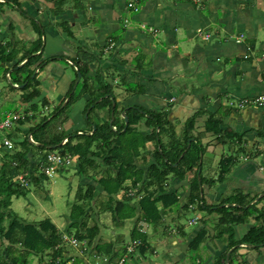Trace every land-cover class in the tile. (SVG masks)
<instances>
[{
  "label": "crops",
  "instance_id": "1",
  "mask_svg": "<svg viewBox=\"0 0 264 264\" xmlns=\"http://www.w3.org/2000/svg\"><path fill=\"white\" fill-rule=\"evenodd\" d=\"M15 1L0 0V43L12 54L10 61L2 64L4 76L11 79L5 70L31 52L33 76L41 90L33 103L43 100L44 110L52 102L54 111L59 105L65 107L60 114L67 134H92L90 128L95 126L88 119L96 105L107 108L99 120L102 124H111V105L116 108L112 116L120 120L126 118L125 108L140 107L163 112L170 135L162 136L164 143L172 138L182 146L188 129L190 138L197 139L203 148L198 167L182 180L175 178L178 176L170 179L167 192L177 194L178 203L165 213L160 225L152 227L151 234L146 230L151 225H136L145 231L154 252L133 264H264V241L253 245L243 241L252 229L264 230V104L254 101L264 96V0ZM25 1L27 8L21 10L30 14L26 17L34 23L30 35L23 29L22 17L18 18L23 13L12 3ZM140 53L146 54L144 58ZM138 55L143 62L136 60ZM66 64L73 68V75ZM24 86L18 87L23 90ZM24 93H20L21 98ZM133 93L142 100L147 98L154 108L139 106L130 97ZM245 99L249 102L244 103ZM20 103L32 105L22 99ZM72 106L70 114H65ZM8 114L0 112V119ZM24 123L17 129L23 131ZM208 123L211 128H207ZM46 129L35 136L36 145L55 137V133L44 136ZM146 147L138 159L145 173L154 162L155 145L147 143ZM148 154L150 160L146 159ZM225 158L233 161L226 172ZM103 170H96L100 173L96 179ZM192 194L198 195L197 203L189 201ZM138 201L133 200L137 215ZM200 204L207 209L199 208ZM189 210L195 214L189 220L194 230L187 233L177 220ZM130 220L134 226L136 222ZM194 220L196 224L191 223ZM172 222L174 230L170 231ZM203 228L207 236L193 250L190 243ZM150 237L164 240L167 254L163 262L156 260L158 249ZM118 243L122 248L126 244L121 238ZM68 248L72 263L98 264L92 255L95 244L84 254ZM99 263L107 264L103 260Z\"/></svg>",
  "mask_w": 264,
  "mask_h": 264
},
{
  "label": "trees",
  "instance_id": "2",
  "mask_svg": "<svg viewBox=\"0 0 264 264\" xmlns=\"http://www.w3.org/2000/svg\"><path fill=\"white\" fill-rule=\"evenodd\" d=\"M34 50L37 49L34 48ZM31 54V52L24 54L19 62L12 65L11 69L5 70V75L10 71L16 72V82H11L12 84L25 85L22 102L32 103V111L35 112L37 103H33V101L41 95V90L36 76H33L34 57ZM11 57L12 54H8L7 47L0 43L1 65L8 63ZM24 61L26 62L22 66L17 67ZM79 71L82 73L83 70L79 68ZM64 109L65 107L62 108L59 105L49 117H45L40 123L35 121V114L27 118V121L33 120L34 122V125L29 129V133L34 136V142H31L27 136L21 143L18 142L22 146L21 150H17L18 152L14 149L7 150L10 151L11 160L4 164L0 170V238L2 240L0 264H31L33 257L39 258V262L42 264L45 255L49 257L46 264H78L77 261L72 263L65 257L69 253L68 246L70 245L64 240V235L71 236L79 242L85 241L87 249L95 244L96 256L107 257L110 262L114 261L126 250L125 247L123 252L115 249L119 244L120 236L114 240L106 241L108 236L102 235L98 212L100 206L104 212L111 213L115 230L122 228L127 220L134 219L136 224L130 237L132 240L142 242L143 246L139 253L141 258H144L148 252L152 253L154 250L147 243L148 237L145 231H140V227L138 228L136 225L139 222H144L155 229L163 221L165 213L177 205L178 195L167 192L169 183L175 178L182 180L189 171L199 166L197 164L203 151L201 144L197 140L196 142L190 140L192 138H190L191 132L189 131L185 132L182 146H179V141L175 143L172 138L169 142L164 143L162 136L164 134L169 136V132H167V122L163 121V112L161 111H149L140 107L125 108V116L128 118V125L125 127L124 118L120 120V118H116V115L112 116L111 112L116 108L111 105L109 106L108 119L112 125L110 123L102 124V122L94 123L89 117L88 122L95 126L94 129L90 128L92 134L75 132L65 135V132L61 131L51 140L39 141V144L36 145L35 136L44 131L49 122L57 118ZM211 127L212 124L208 123L207 128ZM215 130L219 131V129ZM65 139L67 142L62 144ZM149 142L155 145L152 153L154 162L148 164L145 173L138 164V159L141 155L144 156L142 152L146 151ZM29 144L34 148L30 149ZM52 147L61 151L62 154H69L76 158L78 173L84 178L79 184L76 203L71 208L66 220V227L63 230H60L49 218L39 222H26L10 208L13 196H26L29 192L28 188L21 186L16 181V177L24 174L30 184L32 182L40 183L45 175L42 174L38 178V169L46 158L47 152L53 150ZM37 155L39 158H35ZM230 160L225 158L223 161L225 172L227 167L233 163ZM99 167L104 170L102 176L96 179L94 175ZM169 175L178 177L170 180L168 179ZM127 181H130V184H127ZM198 188L199 186L195 188L196 193ZM129 190L133 191L132 196H126V192ZM120 192L124 195L118 198ZM101 194H106L102 196L108 197L109 202H100V205L96 207V197ZM137 197L140 209L138 215L137 206L133 202V199ZM198 199V195L194 194L189 197V201L196 203ZM201 207L207 209L204 204H200L199 208ZM217 209H221V207H217ZM5 220H9L6 227L3 225ZM261 229H252L243 241L250 245L264 241V230ZM206 236L204 228L199 230L190 243L192 249H198ZM71 248L73 249L72 246ZM134 255L131 253L132 257Z\"/></svg>",
  "mask_w": 264,
  "mask_h": 264
},
{
  "label": "rangeland",
  "instance_id": "3",
  "mask_svg": "<svg viewBox=\"0 0 264 264\" xmlns=\"http://www.w3.org/2000/svg\"><path fill=\"white\" fill-rule=\"evenodd\" d=\"M18 2L19 1L17 0V3ZM12 3L14 5V8L18 10L19 13L25 14V15L22 14V16L18 14V18L22 17V20H23L22 25L25 27L23 29L27 30L26 33L28 35L32 34L31 31L33 29V24H34L33 19L30 18L29 20V18H27L26 16L30 17V14L26 13V11H22V10H26L27 1H25V3L20 2V4H14V2ZM0 10H1V6H0ZM35 25L39 28V24L37 22H35ZM140 54L143 58L146 55L145 53H140ZM141 56L138 55L136 60L138 59L139 61H142L143 59H141ZM66 65H67V70L71 72V74L73 75L72 73L73 68L71 67V65L70 64H66ZM4 69L5 68L2 65H0V96H2V98H0V112L2 113V115H4L5 112L20 113V114L32 112L33 115L35 114V121H37V123H40V121H42L46 116L49 117L53 113L54 108H55L54 102L50 103L49 106L45 107L46 109L50 107L48 110H44L42 107L43 100L37 101V105H36L37 110H35V112L28 110V108H32L31 106L30 107L21 106L20 93L23 90L20 89L18 86H23V85L21 84L12 85L11 81L16 82L17 74L15 71L8 72L9 75H12V79H9L8 76H4ZM9 69L11 68L9 67ZM77 93H80V92L77 91ZM102 94H104V92H102ZM130 97L135 98V101L137 102V104H139V106H143L146 109L154 108L153 105L150 106L148 104V101L146 100L147 98L145 100H142L141 96L135 97L134 93ZM98 101L99 100H97V102ZM118 109L119 108H117V110ZM72 110H73V106L70 108L68 107L64 113L70 114ZM91 110H92V113L90 114V120L98 123L99 120H102V118L104 117L107 111V108L102 105H96L93 108H91ZM62 116H63L62 114H59L57 118L49 122L48 127L44 133V136L49 137L53 135L54 133H55L54 135L56 136L61 133V130L65 132V135H68L64 125H62L63 123V120L61 119ZM24 122L26 123H24L22 126L20 125L23 131H21V129H17V127L12 128L13 130H12L11 137L14 143L13 149L15 151L21 150L22 146L20 143L18 144V141L26 139V137L29 134L30 126H32L31 124L34 123L33 120L27 121V119L24 120ZM186 131H189V130L186 129ZM3 136L4 134H2L0 137V145L3 143V139H4ZM192 140L193 142H196L197 139L192 138ZM148 144L151 145L152 143L149 142ZM29 148L33 149L34 146L29 144ZM147 153H150V152H147ZM10 157H11L10 151L0 148V170L4 164H7L11 160ZM35 158H39V155H37ZM146 159L150 160L151 154L146 155ZM78 170L79 168H78L77 160L76 158L72 157L71 164L67 168H63V170H61L60 173L58 172L57 175L50 176V177L45 176L38 184L32 182L28 187L29 192L26 196L24 195H21L19 197L13 196L11 198V201H12L11 206H10L11 210L15 214H17V216L20 219L25 220L26 222H39V221L49 218L52 220L54 224L58 226V228H60V230H63L66 227V223H67L66 220L68 219L67 217L69 216L71 212V208L76 203L79 184L80 182H82L81 180L84 179L78 173ZM42 174L43 173L41 169L39 168L38 178L41 177ZM94 176L98 178L100 176V173H95ZM171 178H172V175H169L168 179H171ZM183 188H180V190H182ZM102 195H106V194H101L96 197L97 199L96 207L100 205V202L101 203L104 201L109 202V198L106 196H102ZM123 195L124 193L122 194L120 192L118 194V197H122ZM101 209L102 208L100 206L98 209V212L100 214L99 221L102 226L101 227L102 235L108 236V237L110 236V240L116 239L118 236H120L121 239L125 240V243H126L125 245L129 244L132 241V238L130 237V235H131V229H133L134 227L132 225L133 222H131V220H127L126 226L124 225L122 228L115 230V227L113 226V221H112L113 218H112L111 213L104 212ZM194 215H195L194 211L189 210L188 213L186 214L182 213L180 215V218L177 220L180 227L186 230L187 233L190 231L192 232V230H194V226L192 224H189V220L191 218H194ZM8 223H9V220H5L3 225L6 227ZM168 229L170 231L174 230L173 222L170 223V226L168 227ZM114 230H115V233H114ZM146 230H147V234L153 233L152 226H150ZM66 236L70 237L68 235ZM175 237H173V239ZM150 240L155 242V243H152V245H154L158 249V257L156 260L163 262L165 260L164 254H167L166 244H164V240H161V242H158V238H153V237H150ZM1 241L2 240L0 238V244H1ZM115 249L121 252L123 248L120 246H117ZM172 250L175 251V247L172 248ZM152 254L153 252L152 253L148 252L146 254V257L147 256L150 257L152 256ZM175 255H177V253H175ZM65 257L67 259H70L71 256L66 255ZM48 259H49L48 255H45L44 262H42V264H46ZM189 260L191 261L190 252H189ZM31 264H41V263L39 262V258L33 257ZM90 264H93V263L91 262Z\"/></svg>",
  "mask_w": 264,
  "mask_h": 264
},
{
  "label": "built area",
  "instance_id": "4",
  "mask_svg": "<svg viewBox=\"0 0 264 264\" xmlns=\"http://www.w3.org/2000/svg\"><path fill=\"white\" fill-rule=\"evenodd\" d=\"M207 36L208 35H206V37ZM254 101L259 105L264 104V96L256 97ZM243 102L248 103L249 100L245 99L243 100ZM32 115H33L32 112L23 113V114L10 113L2 120L0 119V136L4 134L2 146L8 149L13 147V140L9 138L10 131L12 130L13 127L18 126L21 121L26 120L28 116H32ZM28 138L31 142H34L32 135H28ZM66 142L67 139L63 141V143ZM71 162H72V156H70L69 154L63 155L59 150H52L47 153L46 158L44 159L43 163L40 165L39 168L41 169L42 173L50 177L56 175L60 169L67 168L71 164ZM16 181L21 186L24 187L29 186V180L24 174L17 176ZM132 195H133L132 190L126 192V196H132ZM191 208H193V206H191ZM191 223L196 224L197 220H194ZM63 238L70 246L79 249L82 254H84L88 250L85 241L79 242L75 238L67 237V236H64ZM142 246H143L142 242L132 240L129 244L125 245L126 251L123 252V255L115 258L114 260L115 264H126V263L133 264L134 261L132 260V258L134 257L131 256V253H134L135 255H141L139 251ZM92 255L94 258L98 259L99 262L103 260L104 263L106 262L107 264L109 263V259L107 257L96 256L95 252L92 253ZM70 260L71 261L73 260L72 256ZM99 262L98 264H100Z\"/></svg>",
  "mask_w": 264,
  "mask_h": 264
},
{
  "label": "clouds",
  "instance_id": "5",
  "mask_svg": "<svg viewBox=\"0 0 264 264\" xmlns=\"http://www.w3.org/2000/svg\"><path fill=\"white\" fill-rule=\"evenodd\" d=\"M207 37H209V35L207 36ZM33 116V115H32ZM32 116H28V118H30V117H32ZM21 122H23V121H21ZM16 127V126H15ZM29 135V134H28ZM32 135V134H31ZM1 137V136H0ZM4 137V136H3ZM33 137V136H32ZM9 138H11L12 139V137L9 135ZM34 139V138H33ZM64 144V143H63ZM0 147L1 148H4L5 150H11V149H13V147H14V143H13V147L12 148H6V147H4V146H2V144L0 145ZM53 150H55V148L53 149ZM50 152V151H49ZM48 153V152H47ZM61 170H63V168L62 169H60L59 170V172L61 171ZM44 174V173H43ZM58 174V173H57ZM56 174V175H57ZM45 175V174H44ZM46 176V175H45ZM48 177V176H47ZM29 185H30V183H29ZM29 187V186H28ZM28 187H25V188H28ZM64 236H66V235H64ZM63 236V237H64ZM71 237V236H70ZM69 245V244H68ZM125 246V245H124ZM154 252V251H153ZM137 259L139 260V259H142V261H144L146 258L144 257V258H141V255H134V258H132V260L133 261H137ZM70 260V259H69Z\"/></svg>",
  "mask_w": 264,
  "mask_h": 264
},
{
  "label": "water",
  "instance_id": "6",
  "mask_svg": "<svg viewBox=\"0 0 264 264\" xmlns=\"http://www.w3.org/2000/svg\"><path fill=\"white\" fill-rule=\"evenodd\" d=\"M125 121H126V126H127V121H128V118L126 117L125 118ZM95 128V127H94ZM52 148H55V147H52Z\"/></svg>",
  "mask_w": 264,
  "mask_h": 264
}]
</instances>
